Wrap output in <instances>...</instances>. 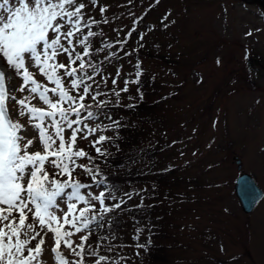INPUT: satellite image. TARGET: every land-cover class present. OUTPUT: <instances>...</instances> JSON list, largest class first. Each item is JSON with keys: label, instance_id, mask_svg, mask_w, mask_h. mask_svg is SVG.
<instances>
[{"label": "rangeland", "instance_id": "1", "mask_svg": "<svg viewBox=\"0 0 264 264\" xmlns=\"http://www.w3.org/2000/svg\"><path fill=\"white\" fill-rule=\"evenodd\" d=\"M84 2L88 15L108 21L92 26V31L102 33L92 38V47L102 49L93 55L94 62L101 63L107 77L101 90L108 95L98 99L117 106L107 113L122 125L98 135L114 137L123 154L137 144L145 154L142 161L125 160L121 170H107L97 159L96 163L120 177L144 168L140 178L132 176L121 189L141 195L147 211L141 231L130 235L142 244L155 242L165 249L166 263H145L264 264V0H98L96 6ZM100 7L106 8L103 14ZM149 7L152 11L142 17ZM135 17L141 19L132 39L125 45L117 43L125 36L116 33L121 28L129 31ZM114 42L122 48L110 63L105 57L117 47ZM127 52L133 56L125 60ZM146 79L151 86L139 89L138 82L133 83ZM125 81L128 91L120 93L116 105L111 90L124 88ZM138 89L150 94L141 98ZM138 96L143 102L138 112L122 110L126 104H135ZM99 120L111 124L104 115ZM78 144L82 148L89 143L80 140ZM102 147L111 153L109 143ZM87 152L96 154L94 149ZM241 173L262 192L248 215L241 213L232 193ZM78 178L84 183L91 179L84 173ZM91 227L96 229L94 224ZM88 231L74 234L73 241L84 243L79 237ZM51 235L45 237L44 264H58L51 252ZM93 235L95 231L84 245V264L97 260L87 255L99 245ZM117 249L130 252L125 247ZM60 250L69 252L63 245ZM138 252L142 254L143 249Z\"/></svg>", "mask_w": 264, "mask_h": 264}, {"label": "snow or ice", "instance_id": "2", "mask_svg": "<svg viewBox=\"0 0 264 264\" xmlns=\"http://www.w3.org/2000/svg\"><path fill=\"white\" fill-rule=\"evenodd\" d=\"M89 3L96 6L98 0ZM87 7L84 0H0V264H44L49 233L58 264H84V245L95 231L91 226L102 229L107 213L123 210L125 201L115 189L91 190L101 171L96 159L110 155L102 146L114 142L112 136L97 134L122 125L103 111L112 101L98 99L108 95L101 90L107 77L94 62L93 53L102 49H93L91 38L102 33L92 31V26L108 21H97L85 12ZM105 11L100 7L101 14ZM216 63L220 65V58ZM137 68L139 77V63ZM116 83L113 78L112 84ZM128 83L119 91L111 90L116 105ZM101 115L111 124L95 123ZM90 136L96 156L78 144ZM81 173L92 183L81 181ZM125 195L131 199V194ZM85 229L88 234L79 237L84 243L74 242L73 235ZM72 255L78 259H69ZM87 255L97 256V249ZM107 260L99 256L95 264Z\"/></svg>", "mask_w": 264, "mask_h": 264}, {"label": "trees", "instance_id": "3", "mask_svg": "<svg viewBox=\"0 0 264 264\" xmlns=\"http://www.w3.org/2000/svg\"><path fill=\"white\" fill-rule=\"evenodd\" d=\"M152 11V8L149 7L147 8V10L143 13V16H146L147 14H149ZM141 18H133L131 20V26L129 27L130 30L129 31H125L124 29L121 28V31L119 30V32L116 33V35H123L124 37V41H126V44H128V40L127 39H132V36L135 34V30L134 26L137 25L138 21ZM129 33H131V35H129ZM120 40H122L120 37H118ZM123 38V37H122ZM92 39V38H91ZM118 40V39H117ZM115 46H117V44L114 42ZM125 45V43H124ZM122 46L118 45L117 47H115L114 51L112 53H115L114 56H108V62H112V60H116L117 57V53L119 51H121ZM94 49V48H93ZM97 52H94V54H96ZM129 56H133L131 55L132 53L127 52ZM126 54H124L125 56V60H126ZM99 65H101V63H99ZM103 72V70H102ZM99 77V76H97ZM138 88L141 89V87L143 86H151V81L150 79H146L145 81H141L138 80ZM139 93L141 94H150L149 92H145V91H139ZM140 96L137 97V101L135 104H130L133 105V107H127L128 104H126L124 106V108L122 110L126 111H136L138 112L139 108H142L143 106V102L142 100L139 98ZM117 107V106H115ZM114 106H108L107 108H105L103 111L104 113L110 112L109 110L115 108ZM109 109V110H108ZM96 111V109H95ZM100 123V120H97ZM98 135V134H97ZM94 139V137L90 136L89 139L87 140V142L89 143L90 140ZM116 140H114L113 143H109V146L111 148V153L109 156H107V158L105 159L104 157H98L97 160L101 161L103 163V165L105 164V167L107 168V170H114V169H122L124 168V166H126L124 164V161H135L136 160H140L142 161L143 157L145 156V154L143 153L142 149L140 147H138L137 145L135 146H131V151L129 149H127V155L123 154L121 152V147L118 146L117 144L115 145ZM125 142V141H124ZM122 142V143H124ZM108 143L106 142L105 145H107ZM82 148H84L86 151L87 150H92L93 148L90 146V143L87 145L82 146ZM121 153V154H120ZM93 156H96L97 154H92ZM124 156H126L124 158ZM85 162V161H84ZM101 169V167H100ZM107 170H102L100 172H98L96 174V181L97 183L93 184L92 186V191L98 193L99 191H106L109 189H115L116 190V195L119 194H124V192L129 193V191H125L121 189V185L125 184L126 182L129 181L130 178H132V176H136L138 178H140V174L143 172L144 168L142 167V169H135L133 174L128 175V176H124L122 175V177H120L119 175L115 174V173H109L107 172ZM155 171V170H154ZM153 171V172H154ZM126 172V173H125ZM122 172L124 174H127V171ZM100 181H103V183H100ZM86 183H92V179L89 180V182ZM120 189L122 191H120ZM124 191V192H123ZM130 194V193H129ZM141 195H139L138 193H134L131 194V199H129L126 196H123V199L125 201V203L122 205L123 210H119L117 209L115 213L109 212L106 214L105 216V227L102 229L96 228L95 229V235H93L94 239L99 242V247H96L95 249H97L98 253H101V255L103 256H107L109 257V260L107 261H102L101 264H146V260H154V261H158L159 263H166V257H165V253L163 250L164 246L158 243H149L146 241L143 242V245H147L146 248H142L143 252L142 254H139L140 252H138V244H142L139 241H137L136 238H134L131 235H135L137 234L138 229L141 231V229L139 227H141L144 224V218H145V209L143 208V205L141 203ZM96 202V201H94ZM116 201H111V200H106L105 203L106 204H112L115 203ZM97 203V202H96ZM150 219V220H149ZM149 222H151L152 220L154 221L153 218H149L147 219ZM145 220V221H147ZM95 225V224H94ZM109 225H111V227H109ZM152 227V228H151ZM148 227V229H153L154 227L151 226ZM131 234V235H130ZM152 236H156V233H151ZM101 236L107 237V239L105 240H100L99 238ZM115 237V238H113ZM120 247H125L126 249L130 250V252H120L119 249L117 248ZM109 248H111V251H109ZM145 249V250H144ZM132 251V252H131ZM138 254V255H137ZM91 259H98L99 256H90ZM145 259V260H144Z\"/></svg>", "mask_w": 264, "mask_h": 264}, {"label": "water", "instance_id": "4", "mask_svg": "<svg viewBox=\"0 0 264 264\" xmlns=\"http://www.w3.org/2000/svg\"><path fill=\"white\" fill-rule=\"evenodd\" d=\"M236 164H239V162L236 161ZM239 170L240 165H237V171ZM232 191L241 213L245 215L250 214L262 198V192L253 183L251 178L245 174H239L235 178Z\"/></svg>", "mask_w": 264, "mask_h": 264}]
</instances>
